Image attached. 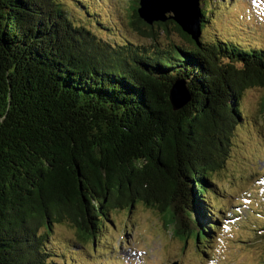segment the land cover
<instances>
[{"label":"trees","instance_id":"16d2710c","mask_svg":"<svg viewBox=\"0 0 264 264\" xmlns=\"http://www.w3.org/2000/svg\"><path fill=\"white\" fill-rule=\"evenodd\" d=\"M220 1L199 0L193 38L174 19L147 24L133 0L130 24L152 41L137 44L110 42L55 0H0V264H71L48 251L51 225L84 226L93 241L113 209L140 203L208 257L222 223L211 175L245 118L243 93L264 92V46L208 36ZM181 80L190 97L175 108Z\"/></svg>","mask_w":264,"mask_h":264},{"label":"rangeland","instance_id":"374dc122","mask_svg":"<svg viewBox=\"0 0 264 264\" xmlns=\"http://www.w3.org/2000/svg\"><path fill=\"white\" fill-rule=\"evenodd\" d=\"M55 1L72 8L76 21L81 17L82 22L92 23L90 27L98 29L99 35L110 42L124 39L137 44L152 42L130 24L135 19L130 7L133 0H83L101 14L97 16L103 24L98 21L94 24L97 16L81 14L76 0ZM214 8L211 15L217 17V22L207 28L210 38L233 37L246 46H264V0H222ZM213 29H218V35L212 34ZM156 31L161 41H167V34ZM170 35L176 41L183 39L172 25ZM263 95L259 87L248 88L243 93L239 107L245 118L220 152L221 168L211 175L216 185L206 195L222 223L217 225L208 257L198 252L197 248L203 250L204 244L200 248L197 238L195 243L192 237L184 240L173 234L174 228L166 226L164 215L144 203L130 210L113 209L110 220H104L93 241L91 237L82 239L84 226L79 228L65 221L55 223L46 243L48 251H54L59 261L64 258L71 264H261L264 260V238L260 240L264 230L259 229L264 227ZM94 239L99 240L98 244Z\"/></svg>","mask_w":264,"mask_h":264},{"label":"water","instance_id":"95a60500","mask_svg":"<svg viewBox=\"0 0 264 264\" xmlns=\"http://www.w3.org/2000/svg\"><path fill=\"white\" fill-rule=\"evenodd\" d=\"M198 3L199 0H139L137 11L140 18L149 25L156 21L174 19L193 38H196L200 30ZM189 97L190 93L185 81H177L170 93L174 107H182Z\"/></svg>","mask_w":264,"mask_h":264}]
</instances>
